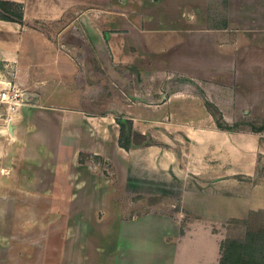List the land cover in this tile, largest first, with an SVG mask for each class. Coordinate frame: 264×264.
<instances>
[{
	"label": "crops",
	"instance_id": "0c3cea01",
	"mask_svg": "<svg viewBox=\"0 0 264 264\" xmlns=\"http://www.w3.org/2000/svg\"><path fill=\"white\" fill-rule=\"evenodd\" d=\"M7 1L22 20L0 18V78L15 71L37 100L0 120V264H218L229 222L264 210V126L234 125L240 113L264 118V0ZM76 11L96 29L116 73L130 66L142 78L156 70L219 86L206 99L222 122L173 124L182 153L165 145L126 150L116 117L50 103L59 90L47 88L49 73H67L70 59L34 23ZM52 45L56 52L44 51ZM98 158L111 174L97 170ZM22 188L68 195L60 205L38 204L30 195L22 201ZM84 188H159L173 211L135 212L134 201L96 206L81 198ZM44 196L52 200V190ZM35 225L48 226L44 248H5L21 240L17 227Z\"/></svg>",
	"mask_w": 264,
	"mask_h": 264
},
{
	"label": "rangeland",
	"instance_id": "374dc122",
	"mask_svg": "<svg viewBox=\"0 0 264 264\" xmlns=\"http://www.w3.org/2000/svg\"><path fill=\"white\" fill-rule=\"evenodd\" d=\"M34 27L44 31L47 40L61 42V49L70 59L68 72L53 71L49 73L50 81L46 82L47 88L59 90V95L49 99L50 103L68 106L82 105L91 115H112L122 122L120 140L128 144L131 149L146 148L150 146L174 147L178 153L184 148L174 135L180 133L175 128L177 121L189 120H215L222 122V113L211 102L207 101L208 92L213 91L219 94V86L206 87L210 82H189L182 76H170L151 71L152 75L141 77L134 67L117 66V72L108 59V54L103 45H98V33L94 26L86 19H83L79 12H70L68 16L51 22L34 23ZM46 52H56L52 45ZM54 65V64H53ZM59 67V66H58ZM56 67V68H58ZM14 74L9 73L12 78L24 90V96L29 104L35 103L37 98L33 96L28 81L21 80ZM151 74V73H150ZM214 84V83H213ZM43 99V103L46 100ZM210 113L212 117H209ZM207 116V117H206ZM174 124V125H173ZM235 127L242 129H254L264 126V118L252 113H240L234 122ZM163 137L165 142H163ZM180 137V136H178ZM182 140V137H181ZM185 144L186 142L181 141ZM186 146V144L184 145ZM186 149V147H185ZM82 158L89 159L87 154ZM183 157V156H182ZM98 161L97 170L111 174V168L102 159ZM198 163L199 161H193ZM96 163V164H97ZM156 174L149 178L155 183ZM150 182V183H151ZM50 189L53 197L47 199L44 191ZM159 188H84L81 198L91 201L96 206H103L110 200L138 202L135 212L141 211H173L167 207V203L174 201L171 197L157 193ZM22 201H28L27 193L23 192ZM36 196H32L37 203L49 204L54 201L60 205L67 199L70 188H34ZM36 197V198H33ZM226 232V239L230 242H243L247 244L250 238L256 239L250 244L256 247L240 260H236L240 250L237 247H222L218 264H255L252 255L258 259L257 264H264V210L260 209L250 214L246 219L230 221ZM48 226L35 225L29 230H18L20 241L4 242L5 248L12 249L13 243L25 249H42L46 245L44 234ZM10 233L12 230H9ZM31 238L28 240V238ZM228 242V243H230ZM60 244V242H57ZM250 246V247H251ZM253 247V248H254ZM225 257V258H224ZM260 258V259H259Z\"/></svg>",
	"mask_w": 264,
	"mask_h": 264
},
{
	"label": "built area",
	"instance_id": "2783aa9c",
	"mask_svg": "<svg viewBox=\"0 0 264 264\" xmlns=\"http://www.w3.org/2000/svg\"><path fill=\"white\" fill-rule=\"evenodd\" d=\"M24 93L12 78H0V120H8L28 103L23 97Z\"/></svg>",
	"mask_w": 264,
	"mask_h": 264
},
{
	"label": "trees",
	"instance_id": "16d2710c",
	"mask_svg": "<svg viewBox=\"0 0 264 264\" xmlns=\"http://www.w3.org/2000/svg\"><path fill=\"white\" fill-rule=\"evenodd\" d=\"M0 18L1 19H9V20L14 19L17 21H21L22 20V11L17 6H15V4L12 1L0 0ZM120 125L122 127V122H120ZM120 138L121 137H119V139H118V144L121 147L128 150L130 148L129 145L121 143ZM253 240L256 241V239L254 237L250 238V240L247 241V244L243 243V242H238V241H236V242L227 241V243H225V240H224V242H222V247H225V245H227L231 248L237 247L240 250V252L237 253L236 260L241 261V259H243L250 252L248 249H251V250L256 249V247L253 246L254 247L253 248L250 245L253 242ZM228 242H230V243H228ZM252 257L254 258L253 261L255 262V264H257L258 259L255 258V255H252ZM262 258H264V255L262 256ZM220 261L223 262L224 259L222 258Z\"/></svg>",
	"mask_w": 264,
	"mask_h": 264
},
{
	"label": "water",
	"instance_id": "95a60500",
	"mask_svg": "<svg viewBox=\"0 0 264 264\" xmlns=\"http://www.w3.org/2000/svg\"><path fill=\"white\" fill-rule=\"evenodd\" d=\"M25 98V96H23ZM26 99V98H25Z\"/></svg>",
	"mask_w": 264,
	"mask_h": 264
}]
</instances>
